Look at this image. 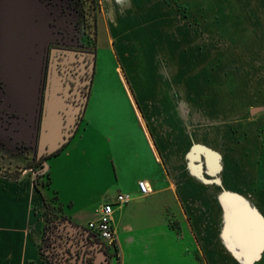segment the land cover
Returning a JSON list of instances; mask_svg holds the SVG:
<instances>
[{
	"label": "crops",
	"instance_id": "crops-1",
	"mask_svg": "<svg viewBox=\"0 0 264 264\" xmlns=\"http://www.w3.org/2000/svg\"><path fill=\"white\" fill-rule=\"evenodd\" d=\"M123 1L127 10L119 15L115 6L105 1V22L109 44L114 43L116 55L124 60L119 69L124 68L130 78L132 90L128 93L137 114L136 129L122 132L112 128L104 134L103 141L110 144L112 151L111 163L91 146L77 143L69 147V141L58 153L45 159L46 165L41 168L49 177L41 190L37 189L29 167L25 166L15 177L0 174V264H48L42 257V249L48 243L49 232L58 229L71 238L88 239L84 230L88 229L87 223L97 219L103 203L115 202L119 192L129 194L130 200L114 206L115 250L111 251L116 254H108V264H264V186L262 191L242 192L245 189L237 183L233 145L216 146L217 133L209 128L201 126L189 132L190 119L185 112L183 115L176 110V99L181 93L185 100L200 106L215 104L218 95L202 81L201 74L193 73L187 79V68L196 63L187 61L184 50L178 53L177 92L172 93L169 82L164 85V79H155V55L166 52L160 40L169 39L159 30L163 22L158 8L163 1ZM189 1L194 6L199 4L198 0ZM214 4L210 0L211 8ZM226 4L233 6L228 1ZM129 23L140 24L136 38L147 41L142 42L146 47L140 49L139 57L135 49L131 58L125 52L126 45L132 42L122 46L128 40L132 25ZM211 65L216 64L209 63V70H204L206 74L211 72ZM91 88L92 84L85 106L89 104ZM209 89L212 95L204 102L203 91ZM84 117L82 114L81 120ZM22 129L20 136L13 135L14 140L34 145L30 121L25 120ZM204 134L210 141L201 140ZM203 146L219 159L214 168L209 157L210 166L207 165V153L200 150ZM261 147L264 153V127ZM52 158L55 160L50 162ZM257 170V180L261 179L264 185L261 163ZM108 174H114L111 185L105 183ZM141 179L150 187L148 194L138 190L137 182ZM221 187L232 194L233 202L242 200L257 208L231 206L226 200L230 205L227 206L221 202ZM47 202L57 204L63 217L53 221L45 237ZM66 207L71 211H65ZM72 243L69 240L63 249L73 252Z\"/></svg>",
	"mask_w": 264,
	"mask_h": 264
},
{
	"label": "rangeland",
	"instance_id": "rangeland-1",
	"mask_svg": "<svg viewBox=\"0 0 264 264\" xmlns=\"http://www.w3.org/2000/svg\"><path fill=\"white\" fill-rule=\"evenodd\" d=\"M8 1L0 3V7L5 9L0 12L6 18L4 20L6 24L4 39L7 43L5 50L16 48L40 50L41 38L47 29L46 26L39 25L40 21H36V16H40V13L44 15L43 7L37 3V0H26L31 2L26 4L24 1L19 2L17 5L21 11L18 13L12 9L10 13L13 20L10 21L8 11L12 1L9 3ZM105 1L115 6L117 15L127 10L123 0H57L55 7L59 17L62 18L64 15L71 19L68 29L77 43L96 53L89 104L85 106L83 112L85 117L70 139L69 147L77 143L79 146H91L97 153H101L108 163H111L112 151L110 144L103 141L104 134L110 132L112 128L114 131L125 132L130 129L134 131L137 114L128 93L132 90L130 78L124 68L123 71L119 69V65L124 60L116 55L114 43L109 44L107 37ZM162 1L158 11L163 24H159V30L165 32L169 39L160 40L163 41L166 52L155 55L157 71H154V78L164 79V85L169 82L171 92H177L178 53L186 51L187 61L196 63L192 68H187V79L193 73L201 74L202 81L208 84L213 94H217L219 98L213 105L200 106L192 103L191 100H185V96L181 93L179 99H176V110L183 115L185 112L187 119H190L187 120L189 132H193L196 127V129L201 126L204 129L209 128L217 133L219 142L215 144L216 146L222 148L224 144L233 145L232 155L238 172L237 183L239 182L245 189L242 192L248 190L253 192L258 189L262 191L264 185L261 179L260 182L257 180L256 168L258 169V164L261 163L262 176H264V153L261 147L262 127H264V0H214L213 8L210 6V0H198L199 4L196 6L191 5L189 0ZM227 1L233 6L228 7ZM135 10L133 7L134 12ZM17 14L21 22L16 17ZM19 22L21 29H15L16 23ZM129 24L132 25L127 34L128 40L123 42L122 46L132 42L126 45L125 52L130 55L135 49L138 56L140 49L146 47L142 42L147 44V41L136 38L135 32L138 31L140 24ZM108 25L111 28L109 23ZM10 28L13 29L10 31ZM111 29H114L113 25ZM209 60L216 65H211V72L206 74L204 70H209L207 67L211 63ZM202 71L205 74L200 73ZM210 89L209 92L203 91L204 102L209 95H212ZM180 90L183 91L182 86ZM187 96L189 97V89ZM6 133L11 137H6L8 136ZM201 138L204 142L211 139H207L205 134ZM11 140H14L11 126L7 117L0 113V174L18 175L21 173L20 170L27 166L34 176L37 189H43L47 176L45 170L41 165H37L30 149L20 146L19 143L16 144V140L13 142ZM111 143L113 144L114 141L112 140ZM200 150L207 153V158L212 159L213 168L216 162L219 163V159L215 158V153L211 149L203 146ZM95 157L100 159L97 155ZM209 158L206 160L208 166L211 162ZM54 160L52 158L50 162ZM106 177V185H111L115 179L114 174H108ZM220 190L221 202L227 206L230 205L226 200L231 206L257 208L255 205L248 206L247 202L242 200L233 202L232 196L230 197L232 194L222 191V187ZM47 203L44 212L45 237L53 221L63 217L54 205ZM65 211L71 209L66 207ZM252 213L254 215L255 210ZM79 246L72 243L73 252ZM42 250L43 259L51 264L45 249ZM115 252L109 250L108 254L115 255Z\"/></svg>",
	"mask_w": 264,
	"mask_h": 264
},
{
	"label": "water",
	"instance_id": "water-1",
	"mask_svg": "<svg viewBox=\"0 0 264 264\" xmlns=\"http://www.w3.org/2000/svg\"><path fill=\"white\" fill-rule=\"evenodd\" d=\"M7 1L0 0V3H7ZM11 1L12 4H9L10 10L8 9V16L12 9L20 13L21 8L17 5L19 2L24 1L25 4L26 2L31 3L26 0H9L8 3ZM0 11H5V9L0 7ZM39 15L36 16V21L39 20V25L45 27V17L42 13ZM16 17L21 22L18 14ZM5 19L4 14L0 12V60L1 66H5L4 68L6 69L2 68V71H5L7 75L8 90L11 97L16 99L15 103L18 106L21 108L25 107L27 111L32 113V119L30 121H33V118L36 120L34 126V153L36 158L49 157L60 151L75 134L84 112L88 94L83 95L82 89L77 84L72 85L68 80H73L71 77L60 74L56 66L55 58L51 57L53 63H51L46 74L45 68H42V55L40 52L36 53V49L23 50L16 48L13 50H5L7 48V43L4 39V33L6 32ZM12 20L13 17L10 13V21ZM20 22L16 23L15 29L19 28ZM12 29L10 28V31ZM42 41L43 38H41ZM42 48L43 42L41 43ZM71 54L69 60L73 58ZM78 58L80 59V57ZM74 60L79 61L77 58ZM94 62L95 58H92L89 67L86 68V73L88 72L89 77L81 83L89 84L88 91L92 82ZM84 64H86L85 61ZM41 90H43V93ZM73 93L75 94L74 97L72 96ZM45 165L46 163L44 161L42 167ZM84 230L88 234L87 237L89 239H97L95 234H91L89 230ZM67 255L69 256L70 253L67 252ZM108 257V253L102 249L99 252L98 262L103 261L102 264H108Z\"/></svg>",
	"mask_w": 264,
	"mask_h": 264
},
{
	"label": "flooded vegetation",
	"instance_id": "flooded-vegetation-1",
	"mask_svg": "<svg viewBox=\"0 0 264 264\" xmlns=\"http://www.w3.org/2000/svg\"><path fill=\"white\" fill-rule=\"evenodd\" d=\"M37 3L44 9L47 29L42 37L43 48L41 50H35L36 53L40 52L42 55V68H45V73L47 74L51 63H53L51 57L55 58L56 66L60 74L71 77L73 80L68 79L70 83H72V85L77 84L78 87L82 89L83 95L88 94L89 84L81 83L84 79L89 77L88 72L86 73V68L89 67L92 58H95V51L86 47L83 48V46L79 45L76 39L73 38V35L70 34L68 28L70 23L69 20L71 19L66 18L64 15H62V18L59 17L57 7H55L58 3L57 0H37ZM70 54L73 56L71 60H69ZM78 57H80V59ZM75 58L79 61H75ZM84 61L86 64H84ZM4 67L5 66H1L0 60V113L7 117L8 123L12 129V135L20 136L18 133L23 130V122L25 120L30 121L32 119V113L27 111L25 107L21 108L18 106L15 103L16 99L11 97L8 90L6 72L2 71ZM41 91L43 93V90ZM72 96L74 97L75 94L73 93ZM73 102H75V100H73ZM35 124L36 120L33 118V121H30V126L33 128L34 133ZM16 142V144L19 143L20 146L30 149L31 156L34 160H38L34 153V145L24 142L22 139L16 140ZM49 235L48 243L45 246V252L51 264H102L103 261L98 262L99 252L102 249L107 253L109 252L99 238L92 240L88 237V239L79 237V239H75L67 236L65 231H59L58 229L50 231ZM69 240H75L78 246L79 243H81L74 253L63 249V246H66ZM90 247H94L92 248L94 251H92ZM67 251L70 253L69 256L67 255L68 257L64 255Z\"/></svg>",
	"mask_w": 264,
	"mask_h": 264
},
{
	"label": "built area",
	"instance_id": "built-area-1",
	"mask_svg": "<svg viewBox=\"0 0 264 264\" xmlns=\"http://www.w3.org/2000/svg\"><path fill=\"white\" fill-rule=\"evenodd\" d=\"M138 190L141 194H148L150 187L146 180L141 179L137 182ZM130 195L119 192L116 195L115 202H105L101 205L98 211L96 220L87 223V230L91 234H95L108 250H115V233L112 227L113 210L114 206L125 205L129 202Z\"/></svg>",
	"mask_w": 264,
	"mask_h": 264
},
{
	"label": "trees",
	"instance_id": "trees-1",
	"mask_svg": "<svg viewBox=\"0 0 264 264\" xmlns=\"http://www.w3.org/2000/svg\"><path fill=\"white\" fill-rule=\"evenodd\" d=\"M58 152H59V151H58ZM58 152H57V153H58ZM55 154H56V153H55ZM53 155H54V154H53ZM50 156H52V155H50ZM50 156H49V157H50ZM47 158H48V157H42V158L38 159L37 161L35 160V162L37 163V165H41V167H42V166H43V162H44L45 159H47ZM26 168H27V166H26ZM46 174H47V172H46ZM15 176H17V174H15L14 177H15ZM12 177H13V176H12ZM48 177H49V176H48V174H47V176H46V183L48 182ZM46 183H45V184H46ZM55 203H56V202H55ZM54 206H55V205H54ZM55 207H56L58 210H60V209L58 208V205H57V204H56ZM74 243H76L75 240H73V244H74ZM92 251H94V250L92 249ZM48 264H49V263H48ZM91 264H92V263H91Z\"/></svg>",
	"mask_w": 264,
	"mask_h": 264
}]
</instances>
